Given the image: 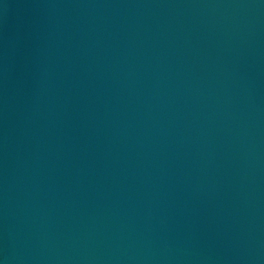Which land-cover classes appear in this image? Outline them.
I'll list each match as a JSON object with an SVG mask.
<instances>
[{
    "label": "water",
    "instance_id": "water-1",
    "mask_svg": "<svg viewBox=\"0 0 264 264\" xmlns=\"http://www.w3.org/2000/svg\"><path fill=\"white\" fill-rule=\"evenodd\" d=\"M0 264H264V0H0Z\"/></svg>",
    "mask_w": 264,
    "mask_h": 264
}]
</instances>
